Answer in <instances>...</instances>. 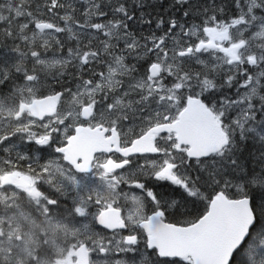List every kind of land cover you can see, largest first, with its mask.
<instances>
[{
    "label": "snow or ice",
    "instance_id": "6c2138e0",
    "mask_svg": "<svg viewBox=\"0 0 264 264\" xmlns=\"http://www.w3.org/2000/svg\"><path fill=\"white\" fill-rule=\"evenodd\" d=\"M0 264H264V0H0Z\"/></svg>",
    "mask_w": 264,
    "mask_h": 264
},
{
    "label": "trees",
    "instance_id": "16d2710c",
    "mask_svg": "<svg viewBox=\"0 0 264 264\" xmlns=\"http://www.w3.org/2000/svg\"><path fill=\"white\" fill-rule=\"evenodd\" d=\"M146 27V26H145Z\"/></svg>",
    "mask_w": 264,
    "mask_h": 264
}]
</instances>
